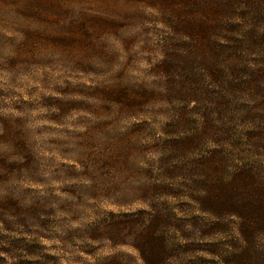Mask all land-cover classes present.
<instances>
[{
  "label": "rangeland",
  "instance_id": "374dc122",
  "mask_svg": "<svg viewBox=\"0 0 264 264\" xmlns=\"http://www.w3.org/2000/svg\"><path fill=\"white\" fill-rule=\"evenodd\" d=\"M189 7L0 0V264H145L130 215L186 207L203 165H264V91L232 93L226 69L199 75L173 22ZM237 9L264 3L224 19Z\"/></svg>",
  "mask_w": 264,
  "mask_h": 264
},
{
  "label": "trees",
  "instance_id": "16d2710c",
  "mask_svg": "<svg viewBox=\"0 0 264 264\" xmlns=\"http://www.w3.org/2000/svg\"><path fill=\"white\" fill-rule=\"evenodd\" d=\"M236 2L185 0L189 12L173 22L194 39L191 48H197L205 66L201 77H219L226 69L232 93L253 95L264 91V12L237 9L238 14L224 19ZM212 38L219 43L213 44ZM216 59H223L225 66L213 64ZM184 94L187 101L196 100L201 89L191 87ZM207 130L202 128L182 143L195 144ZM262 164L240 161L228 176L203 165L200 173L186 179L189 193L178 195L187 199L186 207L151 208L130 215L128 222L137 226L131 229L132 245L145 264H264Z\"/></svg>",
  "mask_w": 264,
  "mask_h": 264
}]
</instances>
